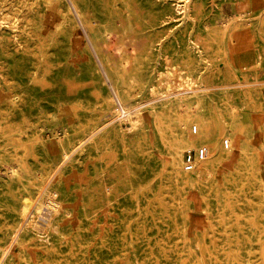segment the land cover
<instances>
[{
    "label": "rangeland",
    "instance_id": "rangeland-1",
    "mask_svg": "<svg viewBox=\"0 0 264 264\" xmlns=\"http://www.w3.org/2000/svg\"><path fill=\"white\" fill-rule=\"evenodd\" d=\"M0 24V264H264V0H0Z\"/></svg>",
    "mask_w": 264,
    "mask_h": 264
},
{
    "label": "bare ground",
    "instance_id": "bare-ground-1",
    "mask_svg": "<svg viewBox=\"0 0 264 264\" xmlns=\"http://www.w3.org/2000/svg\"><path fill=\"white\" fill-rule=\"evenodd\" d=\"M47 3L48 4H51L52 3V0H47ZM61 3H62V0H61ZM69 3V2H68ZM54 5V4H53ZM61 6V5H60ZM70 7H71V5H70ZM48 8V7H47ZM51 8V7H50ZM63 8H64V6H63ZM53 12V11H52ZM65 12V11H64ZM73 12V11H72ZM55 13V12H54ZM70 13V12H69ZM59 14L60 15H62L63 16V13H62V11H60L59 10ZM69 15V14H68ZM5 16V15H4ZM75 16H76V14H75ZM44 17V16H43ZM6 18H7V20L9 19L8 18V16H6ZM5 18V19H6ZM4 19V18H3ZM4 19V20H5ZM12 19V18H11ZM15 19V18H14ZM65 19V18H64ZM77 19V18H76ZM16 20V19H15ZM45 20V19H44ZM47 20V19H46ZM78 20V19H77ZM17 21V20H16ZM52 21H53V19H52ZM76 21V20H75ZM78 22V21H77ZM42 23H43V21H42ZM45 23H47V22H45ZM44 24V23H43ZM48 24V23H47ZM65 24V23H64ZM67 24V23H66ZM1 25V24H0ZM79 25H80V23H79ZM45 26V25H44ZM81 26V25H80ZM80 28V27H79ZM98 29V28H97ZM72 30V29H71ZM81 30V29H80ZM99 31V30H98ZM101 32V31H100ZM67 33V32H66ZM69 33H70V31H69ZM77 34V33H76ZM85 34V33H84ZM68 37V36H67ZM68 38H70V37H68ZM68 38H66V39H68ZM82 39H83V37H82ZM75 40V39H74ZM80 40V39H79ZM88 44V43H87ZM80 45V44H79ZM72 48V47H71ZM96 58V57H95ZM97 60V59H96ZM98 64V63H97ZM102 68V67H101ZM103 70V69H102ZM101 70V71H102ZM107 82V81H106ZM110 93V92H109ZM114 97V96H113ZM114 98H116V97H114ZM113 99V98H112ZM108 100V99H107ZM117 102V101H116ZM118 103V102H117ZM171 108V107H170ZM159 110V109H158ZM161 110V109H160ZM160 112V111H159ZM116 114V113H115ZM119 114V113H118ZM154 114V113H153ZM122 115V114H121ZM164 117V116H163ZM160 118V117H159ZM155 119V118H154ZM152 121V120H151ZM156 122H157V120H156ZM120 123V122H119ZM153 125V124H152ZM156 125V124H155ZM154 125V126H155ZM205 126H206V120H204V118H201V119H198L197 121H195L194 123H193V125H192V131H191V137H194L197 133H202L203 131H204V129H205ZM37 141V140H36ZM226 144H225V146L227 145V142H225ZM176 151V150H175ZM174 156H177V157H179V153L178 152H176L175 154H174ZM184 163L185 162H182V166L184 167ZM201 170V169H200ZM186 172H187V170H186V168L185 169H183V170H181V172L180 171H178V173L181 175V180H182V182L183 183H185V184H187L188 182H190V178H188L187 177V174H186ZM194 173H195V178H196V176L199 174V169L198 168H196V169H194V171H193ZM203 175V174H202ZM16 176V175H15ZM18 177V176H17ZM23 177V176H22ZM203 177V176H202ZM20 178V177H19ZM18 178V179H19ZM194 178V179H195ZM177 179V178H176ZM189 179V180H188ZM200 179V178H199ZM40 180V179H39ZM178 180H180V179H178ZM14 181V180H13ZM17 182H18V180H17ZM26 182V181H25ZM4 183V182H3ZM2 183V184H3ZM10 184V183H9ZM20 184V183H19ZM18 184V185H19ZM6 185V184H5ZM12 186V185H11ZM23 186H26V185H23ZM6 187V186H5ZM8 188V187H7ZM6 189V188H5ZM25 189V188H24ZM16 190V189H15ZM21 192H23V191H21ZM8 193V192H7ZM16 194H18V193H16ZM32 195V194H31ZM14 196H15V194H14ZM41 196V195H40ZM28 197V196H27ZM14 198V197H13ZM42 199V198H41ZM9 200H10V198H9ZM24 200V199H23ZM6 201V200H5ZM14 201V200H13ZM35 204V203H34ZM4 205V204H3ZM9 205V204H8ZM7 205V206H8ZM17 205V204H16ZM14 206V205H13ZM23 206H24V204H23ZM42 206H44V209L46 210V211H48V212H52L53 214L55 213V212H58L59 211V209H60V207H61V203L57 200V199H55L53 196H51V194L50 195H48V197L46 198V200H44L43 201V205ZM12 207V206H11ZM17 207V206H16ZM5 208V207H4ZM8 208H10L9 206H8ZM20 208H21V206H20ZM23 209V208H22ZM19 210V209H18ZM10 211V210H9ZM20 211H22L21 209H20ZM14 212V211H13ZM16 212V211H15ZM23 212V211H22ZM21 212V213H22ZM20 213V214H21ZM53 216V215H52Z\"/></svg>",
    "mask_w": 264,
    "mask_h": 264
},
{
    "label": "built area",
    "instance_id": "built-area-1",
    "mask_svg": "<svg viewBox=\"0 0 264 264\" xmlns=\"http://www.w3.org/2000/svg\"><path fill=\"white\" fill-rule=\"evenodd\" d=\"M226 144V143H225ZM205 156V149L200 147L197 150H190L185 152L184 160L185 163L189 166L195 164V159H202Z\"/></svg>",
    "mask_w": 264,
    "mask_h": 264
}]
</instances>
